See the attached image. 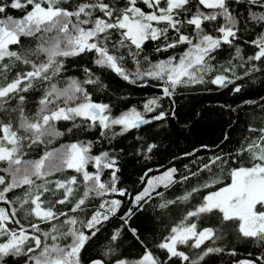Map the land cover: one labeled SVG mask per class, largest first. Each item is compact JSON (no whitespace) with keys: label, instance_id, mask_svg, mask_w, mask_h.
<instances>
[{"label":"snow or ice","instance_id":"1","mask_svg":"<svg viewBox=\"0 0 264 264\" xmlns=\"http://www.w3.org/2000/svg\"><path fill=\"white\" fill-rule=\"evenodd\" d=\"M230 4L246 5V17ZM254 7L264 9V0H123L122 4L119 0H0V203L8 205L0 207V238H4L0 241V264L9 256L24 257L25 264H81V250L100 231L98 225L115 215L121 202L102 200L99 210L86 223L75 213L83 212L90 198L126 194V189L117 187L116 156L107 151L93 156L91 141H74L52 150L45 147L38 159L26 158L34 146H47L59 137L86 128L99 127L102 137L110 133L114 138L166 116L161 111L151 120L145 118L146 113L159 107V97L148 100L143 112L132 108L114 116L111 105L93 101L87 90L88 85H101L100 77L90 69L84 70L83 80L61 76L64 58L94 52L98 67L110 69L132 84L162 82L166 97L173 96L178 87L205 83L210 73L215 74L207 82L220 87L234 84V91L240 92L241 86L235 81L243 77L235 69L250 64L243 74L249 76L260 71L250 62L264 64V33L251 41L258 51L246 60L237 43L241 27L249 21L264 24V11H253ZM9 8L26 11L17 19L5 15ZM188 27L191 32L186 34ZM22 37L30 40L31 46H26ZM149 40L159 42L157 52L186 47L179 56L153 63L147 56L139 58ZM225 45L234 49L235 54L225 64L214 65L215 54ZM12 46H16L15 50ZM126 57L134 63V71L124 67ZM233 60L240 63L233 64ZM30 91L42 93L34 110L28 108ZM78 120L82 123H77ZM62 121L71 122V127L60 131L57 124ZM116 126H120L119 132L113 131ZM259 132L258 139L240 149L241 155L249 153V165L233 167L230 183L204 196L156 245L166 250L167 261L176 264L173 260L176 258L199 264L204 257L222 249L207 247L192 253L193 259L178 246L201 249L206 241L215 243L221 239L233 225L241 237L264 245V128ZM155 147L149 144L147 152L151 153ZM217 162L227 160L213 157L211 164H204L199 171L210 170ZM90 163L94 172L87 170ZM106 169H111L108 181L101 179ZM67 170H74L77 175L60 178ZM176 171L173 167L149 178L144 190L135 196L134 204L147 202L146 198L151 199L153 193L164 201L159 205L161 208L177 201L189 202L200 188H193L176 200H166L163 192L156 191L177 183ZM197 175L198 172H192L190 176H182L181 181ZM216 183L219 181L213 179L202 187ZM81 185L83 192L78 195ZM17 189H23L22 194L9 199L8 194ZM66 204H72L68 211L59 207ZM214 212L219 213L220 228L198 230L197 222H192L193 218L200 221L202 216ZM131 214L129 211L121 219L127 223ZM42 224L50 227L44 230ZM131 231L135 234V229ZM119 236L117 229L111 240L116 241ZM113 251L110 248L105 256ZM257 260L264 264V256L240 260L238 264H257ZM90 264L105 261L97 259ZM115 264L167 262L160 261L146 248L140 259H118Z\"/></svg>","mask_w":264,"mask_h":264},{"label":"trees","instance_id":"2","mask_svg":"<svg viewBox=\"0 0 264 264\" xmlns=\"http://www.w3.org/2000/svg\"><path fill=\"white\" fill-rule=\"evenodd\" d=\"M119 2L122 4L123 0H119ZM139 6L148 10L146 6ZM230 7L236 8L241 16L246 17V5L230 4ZM30 8L31 6L27 10ZM25 11V9L9 8L5 15L18 19L25 14ZM253 11L259 12L264 9L254 7ZM190 32L191 27H188L186 34ZM262 33H264V24H254L249 21L245 27H241L240 39L237 43L245 60L258 51L251 41ZM21 39L26 46H31L30 40L23 37ZM158 45V41H146L139 58L143 60V57L147 56L154 63L172 55L179 56L186 47V45H181L177 49H169L167 52H157ZM12 48L15 50L16 46H12ZM234 54V49L226 45L222 46L221 50L215 54L216 59L212 63L217 66L225 64ZM95 59L94 52L64 58V69L61 76L83 80L86 78L84 70L90 69L95 76L100 77L101 85H88V92L91 93L93 101L111 105L114 116L132 108L143 112L144 105L148 100L159 97V107L153 112L146 113L145 118L151 120L153 116L163 111L166 113L165 119L151 120L148 125H142L138 129H132L124 135L114 138L110 133L102 137L99 127L86 128L80 132L74 131L73 134L59 137L47 146H34L26 158L38 159L43 154L45 147L47 150H52L74 141H91L93 156L104 151L115 155L119 167L117 187L126 189V194L124 196L111 194L102 198H90L86 201L84 211L75 213L86 223L91 215L99 210L102 200L116 199L121 202L115 215L98 225L100 231L81 250V264H90L92 260L97 259L104 260L105 264H115L118 259L135 261L144 255L146 248L152 251L160 261L172 264L171 261H167L166 250L160 249L156 245L168 235L170 228L178 223L186 212L199 203L209 191H214L230 181V171L233 167L248 166L250 163L249 153L244 152L241 155L240 149L258 139L259 129L264 128V64L261 61L250 62L255 63L260 71L253 72L249 76L243 74L250 64H245L244 67L238 66L235 69L236 74L243 77L235 81V84L241 86L240 92L234 91V84L220 87L207 82L209 77L215 74L210 73L209 77L205 78V83L178 87L173 96L166 97L159 87L162 82L148 80L146 84L140 81L135 84L129 83L110 69L98 67L94 63ZM5 62L7 63V60ZM239 63V61L233 60V64ZM142 66L146 67V65ZM20 67L30 70L24 66ZM124 67L135 70L134 63L128 57H126ZM102 85H106V87ZM41 95L42 93L39 91H30L27 94L31 101L28 105L29 109H35V102L40 99ZM4 122L8 121L5 119ZM77 123L82 122L78 120ZM57 127L60 131H66V128L71 127V122H59ZM250 129L257 131H250ZM113 131L119 132L120 126H116ZM149 144L156 145L151 153L147 152ZM189 153L192 155H188ZM216 156L224 157L227 163L217 162L210 170L199 171L204 164H211V159ZM173 167L177 170L175 173L177 183L167 189L161 186L156 191L163 192L166 200H176L177 197L183 196L193 188H200V191L195 193L189 202L177 201L176 204H170L167 208H161L159 205L164 201L153 193L151 199L146 198L147 202L141 201L140 205L134 204L135 196L140 193L151 175L159 174ZM149 169L152 171L148 172ZM87 170L94 172L93 164L90 163ZM146 172L147 176H145ZM192 172H198V175L190 177L187 181H181L182 176H190ZM73 175H77L74 170H67L60 178ZM110 177L111 169H106L101 179L108 181ZM141 177H144L143 181ZM77 178L80 179L79 176ZM213 179L218 180L219 183L212 184L208 188L202 187L205 183H211ZM22 192L23 189L14 190L8 194V198L13 199L15 196L21 195ZM82 192L83 186L81 185L78 195ZM0 207H8V205L0 203ZM59 207L68 211L72 204ZM257 208L259 209L260 206L257 205ZM129 211L132 214L125 223L121 217H125ZM202 217L205 219L201 222L204 226L222 227L218 219L219 213L214 212ZM41 227L47 230L50 225L42 224ZM117 229L120 230V236L116 241H112L111 237ZM131 229H135V234ZM86 234L91 235V232L86 231ZM3 239L0 238V241ZM178 247L193 259L195 257L192 256V253L202 252L207 247L222 249L221 252L211 253L204 257L199 264H235L240 259L255 260L264 256V245L253 239L241 237L235 231V225L225 231L222 238L216 240L215 243L206 241L201 249H191L187 246ZM110 248L114 251L105 256V252ZM233 252L235 255L231 254ZM173 260L176 264H188V262H181L176 258ZM3 264H25V258L5 257ZM257 264H259L258 260Z\"/></svg>","mask_w":264,"mask_h":264},{"label":"rangeland","instance_id":"3","mask_svg":"<svg viewBox=\"0 0 264 264\" xmlns=\"http://www.w3.org/2000/svg\"><path fill=\"white\" fill-rule=\"evenodd\" d=\"M168 169H170V168H168ZM168 169H166L165 171H167ZM164 171V172H165ZM164 172H161V173H159V174H155V175H151L149 178H151V177H156V176H160V175H162ZM148 178V179H149ZM148 181V180H147ZM228 183H230V181H228L226 184H228ZM226 184H224L223 186H225ZM147 186V182H146V184H145V186L142 188V190L140 191V192H142L143 190H144V188ZM223 186H221V187H223ZM219 189V188H218ZM218 189H216V190H218ZM216 190H214V191H216ZM210 192H212V191H209L206 195H208ZM139 194V193H138ZM205 195V196H206ZM202 200H203V198L199 201V203H201L202 202ZM199 203H197V204H199ZM196 204V205H197ZM193 209V208H192ZM191 209V210H192ZM203 220H205L203 217H201V219H200V221H195V218H193V221L192 222H197V224H198V230L200 229V228H202V227H210V226H204L201 222H203ZM191 243V242H190ZM180 250H181V248H180ZM240 260H244V259H240ZM239 260V261H240ZM235 264H238V261L235 263Z\"/></svg>","mask_w":264,"mask_h":264},{"label":"water","instance_id":"4","mask_svg":"<svg viewBox=\"0 0 264 264\" xmlns=\"http://www.w3.org/2000/svg\"><path fill=\"white\" fill-rule=\"evenodd\" d=\"M162 86H163V85L159 86L161 90H162Z\"/></svg>","mask_w":264,"mask_h":264}]
</instances>
